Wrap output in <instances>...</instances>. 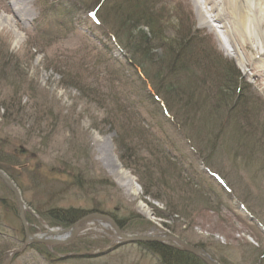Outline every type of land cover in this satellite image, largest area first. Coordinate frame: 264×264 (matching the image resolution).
<instances>
[{
    "label": "rangeland",
    "instance_id": "1",
    "mask_svg": "<svg viewBox=\"0 0 264 264\" xmlns=\"http://www.w3.org/2000/svg\"><path fill=\"white\" fill-rule=\"evenodd\" d=\"M64 1L81 13L86 4L103 21V12L112 13L107 24L100 20L106 29L62 21L50 4ZM63 2L0 0V171L21 192L31 234L46 232L38 213L49 208L101 209L125 224V234H173L217 263L264 264V74L252 65L250 47L238 64L226 37L200 25L193 0ZM6 6L21 8L29 22L21 26ZM47 9L52 16L41 15ZM118 22L132 31L135 23L159 25L143 62L146 84L135 72L139 59L130 64L115 52L107 29ZM114 65L124 75L114 77ZM178 65L185 66L182 78L171 74ZM143 89L151 99L141 104ZM116 167L133 180V195ZM78 174L86 179L82 189L74 185ZM139 180L161 200L145 197ZM6 193L0 181V264L23 242ZM78 237L79 253H52L50 262L40 255L47 250L28 247L9 264H158L139 245L115 246L100 224Z\"/></svg>",
    "mask_w": 264,
    "mask_h": 264
},
{
    "label": "bare ground",
    "instance_id": "2",
    "mask_svg": "<svg viewBox=\"0 0 264 264\" xmlns=\"http://www.w3.org/2000/svg\"><path fill=\"white\" fill-rule=\"evenodd\" d=\"M193 3L196 8L197 16L200 20V25H207V26L209 25L210 27H215L218 32L220 31V33L224 37H226L225 39H227L229 47L231 48L230 53L233 54L232 56L235 57L236 62L242 65V62L245 60V57H247L246 46L247 47L249 46L251 51H253V53L249 57L252 62V65L253 63H257L258 64L257 67H260L261 69L260 72L264 74V0H193ZM23 4H25V1L23 2ZM73 4L77 6L76 3H73ZM130 4H129L130 6L137 5L135 2H132ZM15 5L19 6V2L15 3ZM50 6L54 9L55 12L61 15L59 17H61L62 21L64 19H67L73 22H76L78 20L82 24H86L89 20L90 22H93V24L97 28L100 27L102 30L106 29L103 24L99 23L100 22L99 20L102 21V19H100L99 16L93 13H90V12L85 13L84 11H82L81 13L79 9L77 10L72 9V8L67 9V7H65L66 6L65 1L62 3V5L58 4L57 7L54 4H50ZM60 6L62 8V12L57 9ZM97 7H100V8L103 7L99 1H97ZM5 10H7L10 14L12 13L13 15H15V17H17V19L20 20L19 23L21 26H24L27 22H29L28 20L29 18H27L28 16L27 13L23 15L19 14V12L21 11V8L18 9V7H16V10H15L11 6H6ZM124 11H127V10H124ZM105 12L107 13V10ZM42 14L52 16L53 10L52 9L44 10L41 13V15ZM123 14H128V13H123ZM212 23H214L213 26H212ZM147 26H140V27H144L148 30L149 25L147 24ZM115 27L113 28L111 27V29H107L111 37H112L111 34H112L113 29L115 33ZM158 27L159 25H156V30H153L151 27L152 32L151 30H148L149 38H151L153 41L157 40V34L159 30ZM130 28L131 26L127 25L122 31L118 32L116 35L114 34V37H115L114 39L116 43L115 52L116 54L121 55V56L125 55L128 62L130 64L131 63L134 64V58H131V55L129 54V52L124 49V44H123L124 42H122V40L127 41V42L130 40L133 41V39L135 41L138 40V37L135 34V31L130 30ZM15 35L17 36V39H18L16 43H18L19 40H22V35L20 32L15 30ZM219 39L221 40L222 38H219ZM235 46H238L240 52L237 51ZM114 54L115 53L113 52V56ZM118 55H115L114 57L116 56L118 57ZM107 64L108 63H106V65ZM116 64L118 65L119 63H116ZM114 69H115L114 77L121 76V74L124 75V72L121 70V68H118L114 65ZM135 72L139 73L137 69L135 70ZM139 78H141L140 74H139ZM142 79L143 78L139 79V81ZM145 84H146V81H145ZM141 91L142 92L144 91V94H141V97L139 98L140 103L142 104L145 102L146 99L150 100L151 97L149 96V92L147 91V89H143ZM138 100L135 103H132L131 106L135 107V112L139 115L138 107L135 105V104L137 105L139 104ZM143 122L145 123L144 120ZM114 173L117 174L118 179L120 180V183H122L125 189H127V191L133 195L135 193L136 186L133 180L131 179V177H129L120 167H116V169L114 170ZM52 230L54 231V229ZM57 231L58 230H55L54 232H57Z\"/></svg>",
    "mask_w": 264,
    "mask_h": 264
},
{
    "label": "trees",
    "instance_id": "3",
    "mask_svg": "<svg viewBox=\"0 0 264 264\" xmlns=\"http://www.w3.org/2000/svg\"><path fill=\"white\" fill-rule=\"evenodd\" d=\"M100 1H104V3H106V0H100ZM83 6H84V8H80L81 10H85L86 12H90V13H93V14L96 15V12L94 10L93 11H87V5L86 4H84ZM127 13L129 15H131L130 12H127ZM104 14H105V16H104L105 20L104 21L102 20L101 23L107 24V22H106L107 21V17L112 15V13L110 15H108L105 12ZM97 16H99V15L97 14ZM127 25H128V23H125V22L124 23H121V22L118 23L116 25V27H115V33H114V29L112 30L111 39L114 40V38H115L114 34L116 35L118 32L122 31ZM140 26H147V24L146 23H135V26H134L133 29L135 31V34L138 37V40L135 41L133 39V41L130 40L131 42L130 41L127 42V41L122 40V42H124L123 43L124 44V49L129 52V54L131 55V58H134L135 62H137V59H139V61L141 62V63L138 62L139 66H137L136 69L139 72V74L141 75V77L143 78L141 80L142 84H143V83H145L146 80H150L149 79L150 76H148V74L145 72V70L143 71V62H145V60L147 61V59L149 60V57L152 56V53H151V47H150V42H149L150 41L149 40V35L145 34V32H143V30L140 29L141 28ZM108 29H111V28L108 27ZM196 36H197L198 40H196V38H195L194 41L198 42L199 41V37H198V35H196ZM178 60H180V62L182 61L180 58H178ZM150 63H151V61H150ZM181 64H182V62H181ZM142 72L143 73L145 72L144 76L146 75L147 76L146 78L143 77ZM185 72H186L185 71V66L182 67V65H178L177 68H174L172 70L171 74L174 75L175 73H177V76L182 78L183 75L185 74ZM152 82H153V80H152ZM164 111L169 115L168 109L165 108ZM174 121L178 122V120L173 118V122ZM178 123H179L178 125L181 127L180 122H178ZM181 123L183 124L181 129L183 131L185 129V131H186L187 128L184 125V122L181 121ZM130 134H132V133H130ZM144 135H145V132L140 130V134L138 136H140L141 138L144 139L146 137ZM117 138L120 139V137L117 136L115 140H117ZM197 156H198V154H197ZM135 157H137V156H135ZM198 158L200 159L199 156H198ZM4 163H5L4 160L3 161L0 160V170H3V164ZM133 164H134V162H133ZM134 166L135 165H132L131 163H128V162L124 163V167H126L127 169L131 168V169H133L136 172V174H139V171H137ZM74 179L77 180V183L74 182V185L76 184L77 185L76 187L82 189V187H83L82 185L85 184L86 179L84 177H82L80 174L75 175ZM139 184L141 185V187L143 189L145 197H150L151 196L152 199H154V200H161V199H158V197H157L158 194L154 195V194L150 193V191H149L150 189L145 184L142 183V180H139ZM4 189L7 192L6 193L7 196L9 198L13 199L12 195L10 194V192L5 187H4ZM15 206H16V204H15ZM102 211L103 210H101V209H94V210L87 211V212L88 213L89 212L106 213V212H102ZM85 212L86 211H82L78 207L77 208H74V207H68V208L53 207V208H49L45 212H39L38 214L40 215V219L43 222H45L49 227L68 228L77 219H79L80 217L84 216L86 214ZM106 214H108V213H106ZM108 215H110L116 221V223L118 224V226L120 227L121 230H123L125 228V224L120 219H118L116 216H114V214H108ZM27 221L29 222L28 219H27ZM78 240H79V237L73 243H71V244H69L67 246H57V247H53L51 249H48V248H46V247H44L42 245H31L29 248L30 249H36L39 252L41 250H47V252H40V255L48 258L49 261L50 260L52 261V253H53V255H56L58 253L61 254V255H67L68 253H71V254L79 253V251H77L76 247H75L76 243H78ZM138 245L141 246L144 249V251H147V253L152 255V257L156 259L158 264H204L200 260H198L197 258L193 257L192 255L186 253L185 251H183L179 247H177L175 245H172V244H138ZM194 247L200 249L197 246H194ZM3 254H4V252H1V254H0V262H2ZM210 256H211V254H210ZM211 257L214 258L213 256H211ZM218 262L220 264H224L221 261H218Z\"/></svg>",
    "mask_w": 264,
    "mask_h": 264
},
{
    "label": "water",
    "instance_id": "4",
    "mask_svg": "<svg viewBox=\"0 0 264 264\" xmlns=\"http://www.w3.org/2000/svg\"><path fill=\"white\" fill-rule=\"evenodd\" d=\"M0 181L5 185L9 192L13 195L14 201L17 207L18 219L23 234V242L20 247L11 251L7 255L5 261L2 264H9L12 259L18 254L23 252L28 246L32 244H40L46 247L64 246L73 242L79 234L85 229L86 225L93 223L95 226L100 224L106 234L112 237L116 245L125 244H166L172 243L181 248L186 253L197 258L204 264H219L214 261L205 252L198 248L186 243L179 237L173 234H157V235H129L125 234L116 221L109 215L101 213H90L81 217L79 220L74 222L68 229L58 230L54 232L51 228L46 230V233L32 235L28 229V225L25 217V204L22 200L20 191L17 189L15 184L2 172L0 171ZM104 226V227H103ZM100 228V227H99Z\"/></svg>",
    "mask_w": 264,
    "mask_h": 264
}]
</instances>
